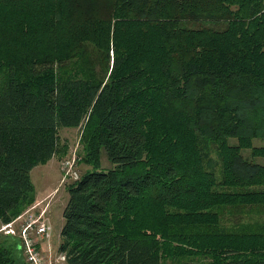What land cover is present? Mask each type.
Masks as SVG:
<instances>
[{"label": "trees", "instance_id": "trees-1", "mask_svg": "<svg viewBox=\"0 0 264 264\" xmlns=\"http://www.w3.org/2000/svg\"><path fill=\"white\" fill-rule=\"evenodd\" d=\"M84 121L65 264H264V0H0V223Z\"/></svg>", "mask_w": 264, "mask_h": 264}, {"label": "rangeland", "instance_id": "rangeland-1", "mask_svg": "<svg viewBox=\"0 0 264 264\" xmlns=\"http://www.w3.org/2000/svg\"><path fill=\"white\" fill-rule=\"evenodd\" d=\"M85 127V121L83 122V124H81L79 127L76 128H62L59 130V137H60V142L64 143L67 142L68 143V151L64 156H58L56 157L55 155L54 157V166L51 167V173H48V180L49 183L53 182V185L50 189V193L46 195L48 192L44 191L43 192H47L46 194L41 193L40 195V199H38V201H36V197L34 202L31 204V206H29L23 213H21L18 217H16L15 219H13V228H14V233L12 235H7L4 232H0V236L6 238H11L12 241H18L20 242L19 239V235H18V227L20 222L28 215H34V216H38V215H42V218H45L46 220H48V222H50L51 224V230H50V237L49 239H39V246L41 248V250H43L45 253V257L47 260L50 261V264H63L65 263V260H60L58 259V255H57V246H58V230L60 228V225L63 224V217H62V206L63 203L66 202V185L70 182H66L64 183L63 181L61 182V176H62V171L60 170V162H62L64 160V158H67L68 156H77L78 157V162H77V170L79 173V176L88 168H90L89 165H86L85 163L79 161L80 155L78 154L79 150H80V138L82 136L83 130ZM263 143V141H261L260 139H256L254 140V144L255 145H261ZM249 151H243V154L248 155ZM250 157V156H248ZM256 160L258 162H262L263 160L260 158H256L253 159ZM41 165L43 164H39L34 168L33 172H32V177L31 179L33 184L36 186V189L40 191V180L42 179L40 170L42 167ZM111 167V164L108 162L107 157L105 155V152L102 151L101 152V168L103 169H107ZM53 168V169H52ZM56 168V169H54ZM59 179V182L57 183L56 181ZM55 187V190H54ZM43 194V195H42ZM48 211V213H47ZM253 212V209H252ZM251 212V213H252ZM253 217L256 218V215L253 214ZM14 257H15V262L16 264H28L27 261L24 258V255L22 253V250L20 247H16L14 250Z\"/></svg>", "mask_w": 264, "mask_h": 264}, {"label": "built area", "instance_id": "built-area-1", "mask_svg": "<svg viewBox=\"0 0 264 264\" xmlns=\"http://www.w3.org/2000/svg\"><path fill=\"white\" fill-rule=\"evenodd\" d=\"M78 157L68 156L60 162V170L62 171L61 182L76 181L79 179L77 170ZM13 221L8 223H0V232L7 235H12L15 231ZM51 225L42 218V215L26 216L19 224L18 235L20 239V248L28 264H50L46 259L45 254L39 246V239H49ZM58 259L65 260V255L57 253Z\"/></svg>", "mask_w": 264, "mask_h": 264}, {"label": "crops", "instance_id": "crops-1", "mask_svg": "<svg viewBox=\"0 0 264 264\" xmlns=\"http://www.w3.org/2000/svg\"><path fill=\"white\" fill-rule=\"evenodd\" d=\"M54 157H52L47 163H45V164H43V165H41L42 167H39V168H41V169H39L40 170V173H41V176H42V179L43 180H40V182H41V184H40V191L39 190H37L36 189V186L34 185V187H35V197H36V201H38V199H40V195H41V193H43V194H46L47 192H48V190H49V192L46 194V195H48V194H51L50 193V189H51V187H52V185H53V182L52 183H49V180H48V173H51L50 171V169H51V167L52 166H54ZM35 168V170H36V168L37 167H34ZM34 168L31 170V172H30V174H31V177H32V172H33V170H34ZM53 169V168H52ZM54 169H56V168H54ZM33 180V179H32ZM57 183L59 182V179L56 181ZM43 189H44V191H47V192H43ZM54 190H55V187H54ZM42 194V195H43ZM66 194H67V192H66ZM67 197H68V194H67V196H66V200H67ZM65 203L66 202H64L63 203V206H62V210H63V207H64V205H65ZM47 213H48V211H47ZM47 222H48V220H46ZM48 223H50V222H48ZM51 225V224H50ZM61 227H62V225H60V228H59V230H58V243H59V240H60V230H61ZM57 248H58V246H57ZM42 252L43 253H45L43 250H42ZM58 252V251H57ZM63 264H65V263H63Z\"/></svg>", "mask_w": 264, "mask_h": 264}]
</instances>
